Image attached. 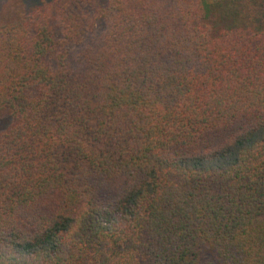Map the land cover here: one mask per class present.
Segmentation results:
<instances>
[{
	"label": "trees",
	"instance_id": "16d2710c",
	"mask_svg": "<svg viewBox=\"0 0 264 264\" xmlns=\"http://www.w3.org/2000/svg\"><path fill=\"white\" fill-rule=\"evenodd\" d=\"M217 1L0 23V264H264V0Z\"/></svg>",
	"mask_w": 264,
	"mask_h": 264
},
{
	"label": "rangeland",
	"instance_id": "374dc122",
	"mask_svg": "<svg viewBox=\"0 0 264 264\" xmlns=\"http://www.w3.org/2000/svg\"><path fill=\"white\" fill-rule=\"evenodd\" d=\"M47 0H0V23L4 21L11 20L23 13H25L33 5ZM212 4V9L214 14L217 11L221 13L224 10H221L219 2L217 0H208ZM218 3V4H217ZM105 31V25L102 22H98L94 31L87 34L85 38V43H90L97 40L101 34ZM8 123L7 118H0V130L3 129Z\"/></svg>",
	"mask_w": 264,
	"mask_h": 264
}]
</instances>
